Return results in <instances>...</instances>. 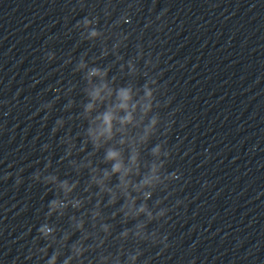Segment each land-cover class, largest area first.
Returning a JSON list of instances; mask_svg holds the SVG:
<instances>
[{"label": "clouds", "instance_id": "9594fccd", "mask_svg": "<svg viewBox=\"0 0 264 264\" xmlns=\"http://www.w3.org/2000/svg\"><path fill=\"white\" fill-rule=\"evenodd\" d=\"M87 23V21H86ZM98 35V32L94 29L92 32H91V36L95 37ZM90 75H106V73H102L99 69H94ZM107 85H102L101 88H97L94 92L91 93V96H92V99L93 100H97V99H103L101 97V91L103 88H106ZM129 89L127 88H121L119 89V97L120 99L123 101V103H121L119 105V107L121 108H127V102L131 99L130 95H129ZM149 96L152 95L151 92H148L147 93ZM50 108V106H48ZM150 107V106H149ZM94 108V105L93 104H88L87 107H86V110L88 111H91L92 109ZM102 121H103V124H102V127L99 129L98 133H90V135H92V138H93V142L95 144L96 147H99V144L97 143L98 139H99V136H105L106 139H112V121L115 119L113 113L111 111H108V112H105L103 114V116L101 117ZM131 114H129L128 116L124 117L123 120L121 121V123H129L131 122ZM152 124L155 125L156 124V121L153 120L152 121ZM170 127V125H169ZM159 151V145L153 149V152H158ZM121 154L119 152H116L114 150H111L109 149L108 152H107V155L105 157V160L106 161H112V160H115L117 161L116 163H113L112 164V170H111V173H108V172H105L104 174V178L103 179H96L94 180V183H96L97 185V188L98 190L100 191V193H107L108 194V197H109V203L110 204H115L116 203V200H117V197L115 195V193L113 192V190L111 188H109L107 186V184L105 183V180L107 179H110V176L112 174H115V173H121V175L118 177L119 179V183L120 185H122V191H124L126 193V190H127V187H128V181L125 179V177L128 175V173L131 171L130 169H126V168H123L122 166V162H121ZM132 163L133 164H136L137 162V157L136 155H133L132 156ZM153 171H155V168L153 169ZM153 179H156V177H153V178H145L144 180L141 181V184L144 185V186H152V180ZM61 186L64 188L65 190V193L66 195L71 193L72 191L75 190V188L77 187V184L76 183H72L71 185H69V183L67 181H62L61 182ZM151 192H147L144 194V198L145 200L149 199L151 197ZM134 203V201H133ZM57 204L58 202L56 200H53L51 202V209L52 210H55V208L57 207ZM82 204V201L80 200H77L76 204L73 205V207L79 209V207L81 206ZM66 206V205H65ZM100 204L97 203L96 206H95V210L93 211L92 213V219L93 221H96V220H100L102 219L101 217V212H100ZM139 213H146L150 219H154L155 217L152 216V213L150 211H148V208H147V205H142L140 207V209L138 210V212L136 213H133V212H125V216H131L133 218H135L136 215H138ZM159 215L163 216L164 213L161 212ZM138 227H144V225H137ZM100 227L101 229L105 232L106 236L107 235H111V233L109 232V227L108 225L106 224H103L101 223L100 224ZM76 228L78 231H81L83 232L84 231V221L81 220L77 223L76 225ZM40 231L44 232L45 235H47L48 233H50L52 230L51 229H47V228H42L40 229ZM120 235L122 236H127L128 235V230H124L123 232L120 233ZM67 239V237L65 238ZM156 244H153V246H155ZM88 249L87 248H84V247H79V248H76L74 247V251L77 253V255L82 259L83 258V253L85 251H87ZM140 257L141 256H133L132 259L134 261H137L139 260L140 261ZM57 258H58V255H53L52 259L50 261H48V264H56V261H57ZM64 264H68L67 260L64 262Z\"/></svg>", "mask_w": 264, "mask_h": 264}]
</instances>
